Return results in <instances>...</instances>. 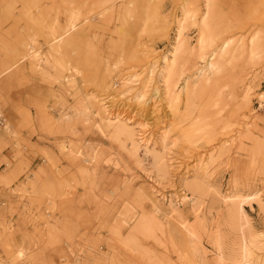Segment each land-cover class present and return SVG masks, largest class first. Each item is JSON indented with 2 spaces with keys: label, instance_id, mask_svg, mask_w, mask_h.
Returning a JSON list of instances; mask_svg holds the SVG:
<instances>
[{
  "label": "rangeland",
  "instance_id": "1",
  "mask_svg": "<svg viewBox=\"0 0 264 264\" xmlns=\"http://www.w3.org/2000/svg\"><path fill=\"white\" fill-rule=\"evenodd\" d=\"M0 112V264H264V0H0Z\"/></svg>",
  "mask_w": 264,
  "mask_h": 264
},
{
  "label": "built area",
  "instance_id": "2",
  "mask_svg": "<svg viewBox=\"0 0 264 264\" xmlns=\"http://www.w3.org/2000/svg\"><path fill=\"white\" fill-rule=\"evenodd\" d=\"M3 122H4L3 115H2V113L0 112V126L3 125Z\"/></svg>",
  "mask_w": 264,
  "mask_h": 264
},
{
  "label": "bare ground",
  "instance_id": "3",
  "mask_svg": "<svg viewBox=\"0 0 264 264\" xmlns=\"http://www.w3.org/2000/svg\"><path fill=\"white\" fill-rule=\"evenodd\" d=\"M20 252V251H19ZM23 252H20V256H23V254H22ZM19 256V255H18ZM25 257V256H24Z\"/></svg>",
  "mask_w": 264,
  "mask_h": 264
}]
</instances>
